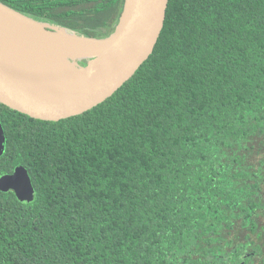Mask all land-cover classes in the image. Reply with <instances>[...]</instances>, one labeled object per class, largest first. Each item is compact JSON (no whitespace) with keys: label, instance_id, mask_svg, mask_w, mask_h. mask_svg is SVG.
<instances>
[{"label":"trees","instance_id":"trees-1","mask_svg":"<svg viewBox=\"0 0 264 264\" xmlns=\"http://www.w3.org/2000/svg\"><path fill=\"white\" fill-rule=\"evenodd\" d=\"M39 23L109 37L124 0H0ZM0 264H264V0H169L134 78L57 125L0 104ZM243 229L245 235L240 236ZM254 236L256 238H254Z\"/></svg>","mask_w":264,"mask_h":264},{"label":"water","instance_id":"water-1","mask_svg":"<svg viewBox=\"0 0 264 264\" xmlns=\"http://www.w3.org/2000/svg\"><path fill=\"white\" fill-rule=\"evenodd\" d=\"M169 0H124L113 33L104 39L77 36L20 15L0 3V104L20 117L39 125H57L85 115L112 98L131 81L153 54L166 21ZM8 11L51 34L66 32L78 39L105 41V55L90 59L74 83L63 90L30 89L11 70V53L3 14ZM6 137L0 126V155ZM0 190L14 193L21 202H31L35 189L27 169L19 166L0 178Z\"/></svg>","mask_w":264,"mask_h":264},{"label":"bare ground","instance_id":"bare-ground-1","mask_svg":"<svg viewBox=\"0 0 264 264\" xmlns=\"http://www.w3.org/2000/svg\"><path fill=\"white\" fill-rule=\"evenodd\" d=\"M3 20L12 57V73L30 89H66L81 72L78 60L86 56L100 59L106 53L105 41L78 39L64 31L46 33L7 10Z\"/></svg>","mask_w":264,"mask_h":264},{"label":"rangeland","instance_id":"rangeland-1","mask_svg":"<svg viewBox=\"0 0 264 264\" xmlns=\"http://www.w3.org/2000/svg\"><path fill=\"white\" fill-rule=\"evenodd\" d=\"M44 32V31H43ZM90 59L88 58H81L80 60L77 61L78 63V68L79 69H83L86 67L87 65V62L89 61ZM260 161H263L264 162V142H257L255 144V149L252 151V154L249 156V163L250 165H252L253 167H257L260 165ZM261 193H262V196L264 198V186H262V190H261ZM259 229L260 230H263V235H262V240L259 241V244L261 246H263L264 248V213L263 211H261L260 213V216H259ZM246 231L241 229L239 234L240 236H243L245 235ZM254 238H256L254 236ZM257 264H263V262H259Z\"/></svg>","mask_w":264,"mask_h":264}]
</instances>
